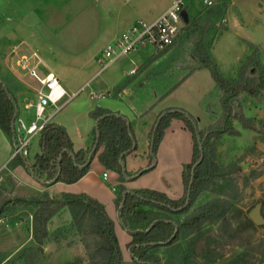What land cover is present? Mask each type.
<instances>
[{
    "label": "rangeland",
    "instance_id": "374dc122",
    "mask_svg": "<svg viewBox=\"0 0 264 264\" xmlns=\"http://www.w3.org/2000/svg\"><path fill=\"white\" fill-rule=\"evenodd\" d=\"M168 1L0 0V77L8 86L16 87L14 97L18 115L23 118L25 123L34 119L33 107L26 109L24 104L34 102L35 95L30 88L22 85L16 78H12V74L3 63L4 53L11 47L9 46L11 42H18L23 35L33 36L36 37V45L43 53H48L49 49L54 50L53 63L51 62L52 65L49 67L52 70L53 67L57 69V72L53 70L55 74H58L59 71V80L69 94L73 91L76 93L62 108L56 111L51 121L73 122L76 123L73 125H76L78 130L85 125L84 122L89 118L87 110L100 100L93 99V96L89 94L90 89H96V85H99L105 75L116 71L118 63L123 59L122 55L106 66H103V63L101 64L98 60L104 59L101 56V51L102 45L107 40V34L103 32L102 25H108L109 16L116 18L117 21L120 20L124 12H129L133 17L136 16L134 20L147 19V16L157 6L166 4ZM262 1L264 2V0ZM230 2L231 0H222V5L205 8L202 0H185L189 19L183 23L179 35L170 46L157 52L150 44H145L125 55L130 56L134 52L139 53L140 56L145 55L146 63L152 57L155 62L148 71V75L152 76L151 83L158 84V87H172L181 81L185 69L198 65L201 52L203 50L209 52V47L216 37L213 54L221 74L226 78L228 72H232L231 78L234 79L237 78L239 69L242 67L245 70L244 81L251 78L259 81L262 76L261 66L246 63L250 50L245 42L248 40L256 44L261 42L263 54L262 57L259 55V60L264 65V32L260 29L259 24L253 25L251 20L253 17L255 19V16L263 18L264 9L258 11L256 9L258 3L254 2L253 5L248 0H234L235 5L229 7ZM217 8L221 10L218 16L214 14L215 12L212 13ZM25 10H32L38 15L36 18L40 24L33 26L31 31L23 28L21 24L26 20L21 15L26 12ZM44 23L48 28L50 26L52 32L60 31L62 38L58 39L53 36L55 37L52 38L53 43L41 38L37 31H42L41 29L45 27ZM113 23L110 22V27L116 28L117 23ZM219 29H222L221 32L218 31ZM7 32L9 33L7 34ZM6 36L9 38L7 37V39ZM60 44L67 45L66 48L68 47L70 50L61 47ZM175 44L178 45L167 50ZM6 46L8 47L6 48ZM190 56L193 57V62L183 65ZM50 60L51 58L49 62ZM187 85H190L188 90L190 94L195 92L192 80L187 81ZM229 103L232 112L243 115L244 123L249 125V127H243L240 120L231 118L230 122L237 133H222L211 140L217 164L224 168L226 174L232 177L235 182L236 197L213 194V198L225 197L232 202V206L227 212L231 227L234 229L231 235L232 239H227L229 235L219 232L218 223H205L199 232L187 236L180 233L176 241L170 245L154 249L155 254L160 258V264H264V222L255 224L249 218L252 208L258 204L259 213L264 219V85L258 89L255 95L240 90L236 96L229 100ZM147 118L148 116L145 117V119ZM220 120L210 126L216 128ZM205 121L209 122L203 117L198 126L203 127ZM135 131L137 146L135 151L125 155L123 161V169L127 172H130L132 167L134 170L139 167L143 170L148 168L145 132L142 128H136ZM188 143L182 135L180 136L176 132L174 135H166L155 152L154 168L144 171L129 181L125 180L126 177L121 178L118 172L105 168L94 159L89 166L91 170L88 177L92 181L93 187L100 192V197L109 216L115 218V198L124 184L134 188L147 187L165 191L170 197L180 196L183 189L181 177L183 164L191 158L190 143ZM28 148L27 158L32 161L34 153L38 151L37 136L31 139ZM235 164H238V169L234 168ZM242 164L245 165L242 166ZM17 166L14 172L7 165L0 169V204L22 194L24 196L32 195H27V192L30 193L34 190L29 187L31 186L29 184H35L34 179L28 176V172L22 165ZM103 171L107 173L105 178L102 176ZM8 174L13 178L11 184ZM17 177L30 183H18ZM200 200L201 198H199ZM194 209V205H191L184 213L172 214V217L181 219ZM29 213H31L29 207L19 203H6L4 213L0 216V258L3 260L1 264H48V261L50 263L51 260L47 261L48 258L43 256V243L41 246L34 245L32 247L33 259H31L27 258L25 249H31L32 244L30 242L21 244L19 241L27 233L28 227L25 221ZM22 221L24 224H20ZM67 226L66 224L62 225L65 228ZM115 229L119 246L122 249L121 264H134L129 250L124 244L129 237L128 233L117 223ZM68 233L70 234V232ZM68 233L64 234V238L71 237ZM74 233L78 237L77 241L67 238L68 240L63 239L60 242L61 245L58 243L59 247L54 250L52 257L55 260L53 264H89V253L94 250L97 236L77 231ZM73 242L74 244H72ZM79 252H83L84 255L77 257Z\"/></svg>",
    "mask_w": 264,
    "mask_h": 264
},
{
    "label": "trees",
    "instance_id": "16d2710c",
    "mask_svg": "<svg viewBox=\"0 0 264 264\" xmlns=\"http://www.w3.org/2000/svg\"><path fill=\"white\" fill-rule=\"evenodd\" d=\"M220 12V8H217L212 13L218 16ZM245 43L250 50L246 63L261 66L262 76L259 81L254 78L244 81L245 70L242 67L237 78H225L217 64L210 58L208 51L203 50L195 67L208 69L217 87L222 90L220 123L216 128L211 126L200 128L195 117L185 109L180 107L164 109L157 115L148 131L147 169L139 168L134 172H127L122 168L125 155L136 148L132 125L123 115L113 114L101 107H95L90 112L96 122L90 131L89 147L74 150L65 128L49 121L36 135L38 151L34 153L32 161L28 160L27 155L17 153L11 156L6 165L10 170L22 165L34 179L45 185L57 181L71 183L88 171L90 161L97 153L98 162L105 168L118 172L121 178H132L153 167L155 152L164 131L172 119H177L190 132L192 144L191 158L182 168L181 196L171 198L156 189L141 187L127 190L121 186L115 198L120 225L130 235L126 246L132 262L160 264V258L155 254L154 249L170 245L176 241L180 233L185 236L193 235L208 222L218 223L219 232L229 235L227 239L231 240L234 229L231 227L227 212L232 202L225 197L234 198L237 192L234 179L217 164L211 140L222 133H237L230 122L231 118L240 120L243 127H249L244 123L243 115L232 112L229 100L240 90L255 95L264 85V65L259 60V47L251 41ZM11 77L15 79L13 75ZM14 90H16L15 86H8L0 77V129L13 144L16 141L15 119L18 114ZM234 168L238 169V164H235ZM8 178L11 184L13 178L10 174ZM202 189H208L225 197L212 198L181 219L172 217V214L187 211ZM6 203H19L31 209L32 239L29 242L32 246L31 249H25L27 258L33 259L32 247L41 246L49 237L48 220L58 209L65 206L70 213V223L66 228L60 226L53 230L51 236L61 237L74 229L78 233L95 235L96 245L89 253V264L122 263V252L114 231L113 220L107 214L103 203L97 199L85 193L63 192L58 197H51L47 192H38L30 196H15ZM6 203L0 204V216L4 213ZM2 261L0 258V264Z\"/></svg>",
    "mask_w": 264,
    "mask_h": 264
},
{
    "label": "crops",
    "instance_id": "0c3cea01",
    "mask_svg": "<svg viewBox=\"0 0 264 264\" xmlns=\"http://www.w3.org/2000/svg\"><path fill=\"white\" fill-rule=\"evenodd\" d=\"M249 1L253 5H254V2L258 3V6L256 7V9L258 11H263L264 2L262 0H255L253 2L251 0H248V2ZM97 2H98V0H97ZM168 4H169V1L166 4H162L160 6H157L154 9V11H152L151 14L148 13L149 15L147 16V19H142V20L151 21V20L155 19L159 14H161L165 10V8L168 6ZM217 5H222V3L218 2L212 6H217ZM233 5H235V2H234V0H231L229 7H231ZM212 6H208L205 8H209ZM21 15L23 16V18H26L25 21L21 22L23 28L29 29L30 31L33 30L32 29L33 26H36L39 22V21H37V18H36L38 15L32 10H28ZM130 15L131 14L129 12H124L122 15V18L120 20L118 19V21L116 20V18H114L112 16L108 17L109 18V20L107 19L108 25H105V24L102 25V30H104L103 32L104 33L106 32V34H107V40L102 45V48L105 46L106 43H108L109 41H111L115 37H117L124 30V28H126L129 24L136 21V20H134V18L136 16L133 17L132 15L131 16ZM206 15H208V14H206ZM187 16H188V14H187ZM48 17H50V16H48ZM255 17H256L255 19H254V17L251 19L253 25L259 24L260 29H262V32H264V16H263V18L258 17V16H255ZM188 19H189V16H188ZM110 22L111 23L114 22L113 24L117 23V27L116 28H114V26L110 27ZM183 23H186V22L183 21ZM44 26L46 28L43 27L41 29L42 31H40V30L37 31L40 34L41 38L47 40V42H49V43L50 42L53 43L52 38H55V37L58 39L62 38L61 37L62 34L59 33L60 31L58 32L59 33L58 34L57 31L52 32L50 30V26L48 28L46 23H44ZM221 30L219 29L218 31L221 32ZM9 32H7V34ZM38 33H37V35H38ZM263 35H264V33H263ZM53 36H55V37H53ZM7 37L8 36H6V38ZM35 38L33 36L27 37V35H23L21 37V39L19 40L20 42L18 41L21 44H19L18 42H15V43L11 42L9 45L11 47L6 49L7 50L6 52H8V50H10V48L14 49V50H18V48L21 49V48L33 47L42 56L46 67L49 68L50 70H52V68H50L49 66L52 65V63H53L52 58H54L53 55H55L54 50L49 49L47 51L48 53H43L42 50L38 47V45H36ZM215 38L212 41V43L209 47V52H208L210 58L213 61L215 60V57L213 54L214 44L216 41ZM248 41H251V40H248ZM251 42L256 44L253 41H251ZM54 45H55V43L53 44V46ZM176 45H178V44L173 45L172 47L168 48L167 50H170L171 48L175 47ZM256 45H258L259 52H260L259 55H260V57H262L263 46H261V42H259V44L257 43ZM60 46L63 48H66L67 45L64 46V44H60ZM7 47L8 46H6V48ZM66 49L70 50L68 47ZM75 50H77V49H75ZM49 56H51L50 62H49V59H50ZM101 56H102V53H101ZM145 58H146L145 55L140 56V54L137 52H134L130 56L123 55V59L120 60V62L118 63V67H116V71H114L112 74L105 75L101 79L99 85L98 84L96 85V89L95 88L90 89L89 94L90 95L92 94L91 96H93V99L96 98L97 100H99V99L100 100H99V102H96L93 105L94 107L92 106L90 109L87 110L89 118L84 122L85 125L81 129L77 130L76 125H73L76 123H73V122L67 123L66 121H62V120L54 121L55 123H57V124H59L65 128L67 134L69 135V137L72 141V147L74 150H77L79 148L85 149L91 145L90 131H91V128L94 126L96 119H94L90 115V112L95 107H101L103 109L108 110L109 112H111L113 114L123 115L125 118H127V120L132 125V130H133L136 146H137L138 141H137V136H136L135 130H136V128H139V129L142 128L145 132V139H146V143H147L146 152L149 151V148H148V143H149L148 131L152 127L157 115L166 108L180 107V108L185 109L191 115L196 117L197 125L201 123V120L203 119V117L206 120H209V122L205 121L206 123H204L203 127L200 126V128L208 127V126L212 125L213 123H215L221 119L222 107H221V103H220V97L222 95V90H220L217 87V85H216L215 81L213 80V78L211 77L208 69H206L204 67H195V66L188 68V69H185L184 73L182 75V79H180L181 81H179L176 85H174L172 87H169V86L158 87L157 86L158 84H152L151 83L150 78H152V76L150 74L148 75V71L151 69V65L155 61H154V59H152V57H150L149 62L146 63ZM192 62H193V57L190 56V57H188L187 61L183 63V65H188V64H191ZM214 62L216 64H218V62H216V60ZM219 65H221V64H219ZM53 70L54 71L56 70L55 72H57V69L55 67H53ZM55 72H54V74H55ZM231 74H232V72H228V75L226 78H231L232 77ZM55 75L60 79L59 71H58V74H55ZM189 80H192V82H194L193 90H195V92L193 91L191 94H190V92H188L190 85H187V81H189ZM185 85H187V86H185ZM186 92H188V93H186ZM72 93H76V91H73ZM184 93H186V95H184ZM182 97H183V99H181ZM146 116H148L147 119H145ZM174 132L178 133V135H180V136L182 135L184 137V139H186L190 143L189 146L191 149L192 144H191L190 132L187 129H185L182 122L177 120V119L171 120L170 125L165 129L164 135H163L162 139L160 140L157 148L161 145V143L164 140V138L166 137V135H174ZM189 135H190V138L188 139ZM12 149H13V142L0 129V169H2L4 166H6L7 162L11 158ZM157 150L158 149H156V151ZM94 159L97 160V153L91 159L90 164ZM97 162H98V160H97ZM90 164H89V166H90ZM17 167L18 166L14 167L12 169V172H14V170ZM147 167H148V164H147ZM139 168H137V169H139ZM153 168L154 167H152L151 169H153ZM137 169H135V170H137ZM90 170L91 169H88V171L82 177H80L77 181L71 182V183H65V182L57 181V182H54L52 184L45 185V184L41 183L40 181H37L36 179H34L30 173H28V176L30 178L34 179L35 184H29L30 182H27V181L25 182L24 180H21L19 177H17V178H18V183H27V184L31 185L29 187L34 189L30 193L27 192V195L35 194L38 192H47L51 197H58L63 192L85 193V194L97 199L99 202L103 203L102 199L100 197L101 196L100 192L93 187L92 181H90V179L88 177ZM133 170L134 169L132 167L130 172H133ZM103 172H105V171H103ZM103 172H102V176H103ZM138 175L139 174H137L136 176H138ZM133 178L134 177L126 178L125 180L129 181L130 179H133ZM123 186L127 190L134 189V187H132L130 185L128 186V185L124 184ZM162 192L165 193V191H162ZM182 192H183V189H182ZM213 194H214V192H212L208 189H202L196 195V197H195V199L191 205H194V208H196L197 206L203 204L204 202L212 199ZM21 196H24V195L22 194ZM167 196H169V195H167ZM180 196L171 197V198H178ZM199 198H201L200 201H199ZM103 205H104V207H106L104 203H103ZM114 209H115V215H114L115 218H111V216H110V218L113 220L114 231H115V234L117 236L115 225H116V223L118 225H120V222L118 219V211L115 208V206H114ZM105 210H106V208H105ZM106 212H107V210H106ZM70 220H71V218H70L69 210L65 206L58 209L51 216V218L48 220L47 230H48L49 237L47 239H45V241L43 242V245H42L43 256H45L46 259L48 258L47 261L51 260L50 263L48 261V264H53V262H55V260L52 258L53 254H54V250L57 247H59L58 245L60 244V242L63 239L68 240L71 238L72 240L74 239V241H77L78 237L76 235H74L75 234L74 231H71L70 234L68 233L71 236L69 238L68 237L64 238V236L60 237V235H57L54 238L52 236L50 237L51 232H53V230H56L57 228H59L63 224L67 225ZM26 221H25V223H27L28 229H27V233H25V235H23L19 239L21 244L29 242L32 239L31 213H29V216L27 217ZM20 224H24V221H22ZM120 227H121V225H120ZM117 239H118V236H117ZM129 239H130V235L124 243L125 246H126L127 242L129 241ZM118 243H119V240H118ZM72 244H74V242ZM72 244H70V245H72ZM82 255H84V253L79 252L77 257H82Z\"/></svg>",
    "mask_w": 264,
    "mask_h": 264
},
{
    "label": "built area",
    "instance_id": "2783aa9c",
    "mask_svg": "<svg viewBox=\"0 0 264 264\" xmlns=\"http://www.w3.org/2000/svg\"><path fill=\"white\" fill-rule=\"evenodd\" d=\"M202 1L208 7L217 2L221 3L222 0ZM182 10L186 11L185 0H169L168 6L155 19H139L129 24L102 48L104 59H99L100 63L106 66L145 44H150L157 52L163 51L174 42L182 29ZM3 63L7 70L35 95L34 102L24 104L26 109L33 107L34 119L25 123L18 114L15 119L16 141L13 144L12 156L17 153L27 155L31 139L75 93L69 94L66 91L59 78L46 67L42 56L33 47L10 49L5 53ZM106 176L107 173L103 172V177Z\"/></svg>",
    "mask_w": 264,
    "mask_h": 264
},
{
    "label": "water",
    "instance_id": "95a60500",
    "mask_svg": "<svg viewBox=\"0 0 264 264\" xmlns=\"http://www.w3.org/2000/svg\"><path fill=\"white\" fill-rule=\"evenodd\" d=\"M181 16L184 22L188 21V16H187V12L185 10L181 11ZM91 152L89 153L90 156ZM120 161L122 162V160L120 159ZM245 164H242V166H244ZM122 168H123V163H122ZM249 218L255 223V224H259V223H263L264 219L261 217L260 213H259V205L256 204L251 212L249 213Z\"/></svg>",
    "mask_w": 264,
    "mask_h": 264
}]
</instances>
